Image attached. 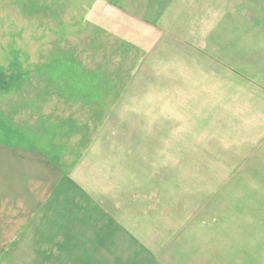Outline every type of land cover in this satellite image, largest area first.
Instances as JSON below:
<instances>
[{"label": "rangeland", "instance_id": "374dc122", "mask_svg": "<svg viewBox=\"0 0 264 264\" xmlns=\"http://www.w3.org/2000/svg\"><path fill=\"white\" fill-rule=\"evenodd\" d=\"M168 1L0 0V142L44 151L72 179L84 152L96 146L97 164L80 173L96 184L106 180L105 169L113 181L112 151L120 146L133 153L117 150L120 163L132 157L142 164L135 180L124 177L131 187L122 182L121 194L109 196L106 210L115 206L110 220L116 212L149 234L129 235L119 226L124 235L110 238L124 243L108 245L92 264H228L230 245L264 241L262 133L240 124L229 134V123H213V116L245 110L244 100L231 105L229 90L170 89L182 77L167 70L164 54L156 57L155 39L142 24ZM232 38H244V27ZM253 45L259 48L260 39ZM256 48L253 61L264 68ZM151 131L175 153L173 163L150 160L154 145L139 144V135ZM189 146L204 154L176 153ZM35 227L33 221L25 235H0V264L69 263L60 259L65 252L52 250L46 228L36 234ZM117 230L110 224V232ZM152 231L163 239L157 251H144L135 240Z\"/></svg>", "mask_w": 264, "mask_h": 264}, {"label": "crops", "instance_id": "0c3cea01", "mask_svg": "<svg viewBox=\"0 0 264 264\" xmlns=\"http://www.w3.org/2000/svg\"><path fill=\"white\" fill-rule=\"evenodd\" d=\"M257 4L258 0H169L157 18L148 14L145 16L147 21L143 20L142 24L155 39L156 57L162 59L159 56L164 54L167 70L172 67L170 73L182 77V81L170 89L231 91V105L238 101V105H234L239 107L240 101L244 100V112L239 109L228 116H213V123H229V134L240 132V124H254L252 132L262 133L264 146V68L260 67L261 61L254 63L252 55L253 48H256L253 38H259L260 45L256 49L261 51L260 58L264 62V0H261L260 8L256 7ZM239 27H244V38H232ZM221 61L228 65L224 64L225 67L221 68ZM248 129L251 131V125ZM151 132L139 135V144L149 145V148L154 145V149L147 153L150 160L153 155H163L166 156L165 160H156V156L154 164L173 163L169 156L175 153L167 143L162 148L161 137ZM184 134L183 138H202ZM168 135L165 133L163 137L167 139ZM157 140H160L158 147L155 146ZM182 147L176 153L191 156L204 154L198 146L191 147L192 150H189L190 146L187 149ZM95 148L90 146L84 152L79 161L81 165L74 169L72 179L64 173L60 162L44 151L0 142V235H25L28 232L25 229L35 221L34 232L42 234V228H46L45 235L52 237V250L65 252L60 259L69 263L62 264H92L87 261L99 260L101 252L108 250V245L124 243L110 238L113 234L124 235L119 226L126 228L129 235L149 234L141 233L140 226L134 223H124L116 212H112L113 221L110 220L109 212L116 211L115 206L106 210L111 204L108 202L109 196L121 194V188H125L122 182L131 187L128 183L130 180L127 182L125 178L132 176V180H135L136 169L142 164L132 157L128 158L129 162L120 163L119 151L133 154L128 151L129 148L120 146L118 152L112 151L114 168L109 170L113 181L107 180L109 173L105 169L102 173L106 180L96 184L90 175L80 174L85 169L92 171L97 164L93 160V153L100 149ZM193 150L196 152L189 153ZM119 166L123 168L117 169ZM91 183L99 187L95 188ZM110 224L118 230L110 232ZM261 232L264 233V226ZM254 233L258 234H249ZM150 234L148 238L142 239L140 236L135 241L144 251L155 252L163 239L159 236L162 231H152ZM253 240L230 245V256L226 263L264 264V241Z\"/></svg>", "mask_w": 264, "mask_h": 264}]
</instances>
